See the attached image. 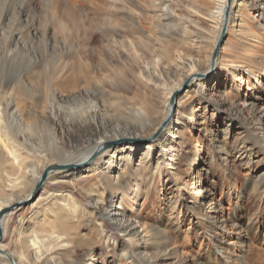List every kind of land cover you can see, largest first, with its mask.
Here are the masks:
<instances>
[{
  "label": "rangeland",
  "instance_id": "rangeland-1",
  "mask_svg": "<svg viewBox=\"0 0 264 264\" xmlns=\"http://www.w3.org/2000/svg\"><path fill=\"white\" fill-rule=\"evenodd\" d=\"M152 1L96 0L91 5L83 3L71 8L69 0H0V97L4 96L0 103V162L9 155V147L17 151L14 152L18 162L13 166L11 178L20 182L17 189L20 196L29 190L33 173L50 161L54 149L62 150L64 158L68 155L63 151L67 133L74 132L70 126L93 124L88 121L93 114L91 97L97 103L95 119L104 118L108 136L117 132L133 141L152 137L156 130L147 128L148 124L143 130L131 129L133 124L140 126L139 122L144 120L132 96H147L161 116L166 89L181 82L186 71L183 64L180 67L178 63L158 60L154 75L168 87L157 88L151 82L142 84L138 65L149 68L163 48L188 49L186 54L200 61L196 74L209 68L215 45L211 40L214 24L209 15L215 7L209 4L207 11L202 10L204 17L191 16L190 8L197 9L199 0H164L168 2L166 5L156 2V7ZM248 1L258 10L245 12L244 22L258 25L264 0ZM138 13L147 17L143 21L145 28L134 17ZM184 15L188 19L181 20ZM107 18L111 24L106 22ZM232 21L218 54L225 45L223 67L227 65L225 60L236 55L243 67L248 55L236 45L235 13ZM185 33L190 34L191 42L185 41ZM105 35L116 40L110 51L103 47ZM226 67L218 76L214 64L199 96L183 97L188 86L178 95L179 113L175 114L174 103L173 117L157 138L115 145L139 146L133 154H127L131 156L128 164L119 161L123 157L119 154L113 166L101 174L93 170L58 184L53 180L46 182V190L38 202L42 190L33 202L18 208L6 220L5 249L20 257L19 231L29 232L34 227L38 230L43 221H53L50 211L68 215L59 207V201L71 196L79 203L76 208L79 219H71L66 228L56 225L59 233H70L72 242L71 253L51 252L59 264H229L223 258L226 254L233 256L231 239L235 242L239 233L246 235L252 224H257L261 234L264 233V195L256 191L264 189V143L259 141L261 133H256L259 137L253 139L247 131L259 129L252 123V117L264 112V89L260 88L264 85V56L256 65L263 69L257 79L239 74L242 70L236 72ZM136 114H140V120ZM174 118L173 126L161 139ZM52 120L53 128H57L55 133L49 131L48 122ZM259 125L264 133V115ZM27 126L30 130H26ZM131 135L141 138L133 139ZM159 139L165 146L161 152ZM253 141H258L262 150L252 145ZM148 145L152 146L150 156L145 150ZM243 148L246 153L252 152V157H247L253 166L251 170L244 164L247 159ZM22 179L26 181L24 185ZM96 182L99 191L91 197L88 191ZM226 220L232 226L237 221L241 229V232L225 229V235H229L226 244L230 247L221 243L225 236L219 226ZM120 221L125 222L124 226L133 224L128 230L138 242L128 243L129 231L123 233L116 228ZM101 223L105 228L100 227ZM140 225L147 235L138 228ZM253 232L249 233L252 242L238 248L242 250L238 251L239 256L246 253L240 264H264V234L258 238ZM142 237L148 244L167 246L158 250L161 255L157 261L151 262L148 256L138 258ZM224 246L226 251L221 249Z\"/></svg>",
  "mask_w": 264,
  "mask_h": 264
},
{
  "label": "bare ground",
  "instance_id": "bare-ground-1",
  "mask_svg": "<svg viewBox=\"0 0 264 264\" xmlns=\"http://www.w3.org/2000/svg\"><path fill=\"white\" fill-rule=\"evenodd\" d=\"M94 1H96V0H69V4L71 5V8H75V6L81 5L83 3H88L91 5V3H93ZM199 1H200V4L197 7V9L190 8L191 12H189V14L191 16L192 15H199V16L202 15L204 17L202 10L207 11V6L209 4H211L212 6L215 7V11L210 12V15H209V18L211 19V21L214 24V29H213V33H212L213 38L211 39L212 45H214L215 42L217 41V38L219 36L220 30H221L222 25H223V17H224V11H225V6H226L227 0H199ZM156 2H158V5H161V6L166 5L168 3L167 1H164V0H153L151 2L152 6H155L157 4ZM262 4H264V3H262ZM69 10H70V8H69ZM250 10H254L256 12L258 10V8L256 5H249L248 0H231V3L229 5L228 18L226 20L225 33H227V34L230 33L231 26H232L231 24L233 22L232 21V15H233V13H235L237 15V22H236V25H234V26H236V28H235L236 29L235 30V36L237 38L236 39L237 40L236 45H237L238 49H241L243 51V53L248 55V61L246 60V63H242L244 65L242 67L241 63L237 62L238 56L236 55V56L229 57L232 60H229V61L225 60V62L227 64L226 66H229L232 71L237 72L238 71L237 69H239V70L243 71V72H239V74L242 73V74H245L247 76V78L251 77L253 79H257L256 76L259 74V72H263V69L256 68V65L259 63V59H261L264 56V9L261 12L262 18H261L260 23L258 25L252 24V23L249 24V23L244 22L243 16H244L245 12L250 11ZM71 13H73V12L71 11ZM135 16L137 17L136 19H137L138 24L141 27L145 26V24H143V21L146 20V18H147V17L145 18L146 15L144 16L143 14L138 13V14H135L134 17ZM180 18H181V20H183V19L185 20V19H188V16L184 15V16H180ZM104 20L106 21V19H104ZM110 20L111 19H108V21H106V22L108 23ZM111 22L112 21H110L109 23L111 24ZM131 25L133 26L132 22H131ZM104 27L106 28V26H104ZM143 28H145V27H143ZM125 30L127 31V29H125ZM184 37H185V41H188V40L190 41L191 36L189 33H185ZM115 43H116V40H115L114 36H112V35L103 36V44H104L103 47L107 51H110V49L116 45ZM224 46L222 47L220 53L218 54V57H217L216 63H215V65L217 67L215 74H218V76L221 75L222 68H224V69L227 68L226 66L223 67V63L221 61V59L225 56V55H223ZM187 50L188 49L181 48V47H179L178 49L175 48L174 51H172L170 48H163V51H161L159 53V55H157V59H156L157 62L154 60L149 68H144L143 66L138 65L137 61L135 62L139 68L138 79L141 82L143 81L142 84L147 85V82H151L157 88H159L161 86L168 87L165 85L166 82L165 83L159 82V80L154 75L156 70H158V69H156V67L159 66L158 62L160 60L163 62H166L167 64H174L175 65V63H178L179 64L178 66H180V67H181L180 64H183L184 66H182V68H184L186 71H184L185 78L183 80L181 79V82H178V83L175 82L174 86L166 89V91H165L166 94H164L166 96V98L164 101V108L162 110L161 116H159V114L161 112L159 113L158 108L155 107L153 104L149 103L150 100L148 99L147 96H136L137 94H134V96H136V97L132 96L131 100H133L135 106L138 105L136 107H138L137 109H139V111L141 112L140 114L144 117V120H141L139 122L140 126L136 127L134 124H133V126H131L132 130H138V129L143 130L148 124L149 127H147V128L153 129V127H154L153 132H155V130H157L159 128L160 124L167 118L168 114H170V111H171V109L169 108L170 96L175 92V90L180 88V86L184 83L185 80H187L193 74H196L195 72H199L198 64L200 61L197 62L194 60L193 57L190 58V56H188V54H186V53H188ZM229 58H226V59H229ZM206 71L203 74H205ZM144 72H146V73H144ZM232 76L235 77L234 75H232ZM206 81H207L206 78H202L199 80L192 78L189 81L187 89L184 91L183 97L187 94L199 96L200 95L199 90H200V88H203L205 86ZM260 88L264 89V85H263V87H260ZM18 93L20 94V91H18ZM11 94L13 95V92ZM19 94H14V95L18 96ZM1 96L2 97H0V103H1L2 98L4 97L3 95H1ZM179 96L177 97L178 99L177 98L175 99V104H177V107L175 108L176 109V113H175L176 115L179 113V99H180ZM3 101H4V99H3ZM131 103H132V101H131ZM91 104H92L91 110H93V114L91 113L89 115L90 117H89L88 121L93 122V124L92 125L89 124L88 127H82L80 124H79L80 126L79 125L70 126L71 130H73L74 132H73V134L67 133V135H66L67 141H66L65 146H64L66 151H63V152H66L68 155L64 158L63 154H62V150L58 151L57 149H54V151L52 153L53 156L50 159V161L47 163V161H48L47 160L46 164H43V167L41 168V170L39 172L33 173V177L30 180L31 183H30L29 190L25 193L24 196H20V193L19 194L17 193V189L20 187L19 186L20 182H18V181L16 182L15 179L11 178V176L14 175L12 173L13 172V166L18 162V160H17V154L14 152L16 150L12 151V150H10V149H12V146L9 147V151H8L9 155H6L5 161L0 162V211H2L5 208L10 207L14 203H20V202L28 199V197H30V195H31V192H32L35 184L40 179L43 172L47 168H49L53 165H61V166H64V168L62 167V168H60V170H56V171H52V172L47 173L46 181L44 182V184L42 186L43 188H41L42 191H41V194L39 195V197L37 199V202L43 196V194L46 190L45 184L49 180H53V181H55V184L56 183L58 184L60 182H65L68 179L82 176V175L89 173L93 170H95L97 172V174H101V173L107 171L109 169V167L113 166V163L115 160H117V156L119 154L123 155V157L120 158L119 161L123 160L124 162H126V164H128L127 162L131 158L130 155L133 154L135 152V150H137V148L139 147L138 145L114 146L112 148L101 151L99 156L94 161H92L90 163H86L89 156L93 152L100 149L104 143L114 141L117 139H124L125 135H126V134L124 135V134H120V133L116 132V133H113L112 135L108 136L106 134L107 133L106 132L107 131L106 123L107 122L105 123L104 118H99V119L96 118L95 119L94 111L97 109V103L95 102V99L92 97H91ZM263 107H264V104H263ZM140 114H138V115L136 114V116L139 118V120H140V117H139ZM172 114H174V111ZM0 115H2V114H0ZM263 115H264V112L261 114L254 113V115L252 117V123H256L257 126L259 127V129H257V130H251L250 128L247 129V131H249V133H251L250 136H252L253 139H256L259 137V136H256L257 135L256 133L259 132L262 134L261 140H259L260 144L264 143V141L262 140V139H264V133L260 130L261 128L259 125V124H261V117ZM172 117H173V115H172ZM175 118H176V116H175ZM175 118L171 121L172 124H170V123L168 124L167 130L165 131V133L163 134L161 139H163L165 137V134L173 126V123L176 121ZM35 122H37V121H35ZM35 122H34V124H35ZM48 123H49L50 129H51L49 131L50 132L52 131L55 133L57 128L56 129L53 128V126H55V125H53L54 121L48 122ZM0 124H1V116H0ZM59 124H60V122L57 123L58 126H60ZM155 126H156V128H155ZM36 128H32V131H33V129H36ZM101 129L104 132V134H100V132H102V131H100ZM26 130H30V126H27ZM262 130H264V129H262ZM131 137L133 139L141 138V136H138V135H131ZM161 139H159L157 141V143L159 142L161 145L160 152L164 151V147H165V146H163ZM49 140L52 141V138L51 139L49 138ZM252 143H253L252 145H255L257 147H259V145H260L258 141H253ZM10 144L12 145V143H10ZM49 145L52 146V143L50 142ZM54 148H56V147H54ZM145 148H146L145 150H146L147 156H150V151H151L152 146L148 145ZM67 149H69V151ZM243 149H244L243 154L246 157L245 159H247V157H249V158L252 157V152L246 153V148H243ZM259 149H261V148L259 147ZM124 150H125V152H123ZM129 152H131L130 155H127ZM244 164H245L247 169L251 170L253 167V166H251V161L248 159L244 162ZM247 165H249V166H247ZM68 167H72V168L67 169ZM22 182H23L22 184L24 185V183L26 181L24 179H22ZM22 184H21V187H22ZM98 189H99V183L96 182L93 184V187H91L89 189L88 194H90L91 197L96 196V194L99 191ZM256 191L261 196L264 195V189H262L261 192H259L258 190H256ZM227 196L230 197L231 193H228ZM59 202H60L59 207L61 208V210L65 211L69 214L66 216H62V214H61L59 216V214H56L55 212L50 211L54 215L53 221H50V222L49 221L48 222L43 221L42 222L43 224L42 223L40 224L38 230H37V227H34V228H30L29 232H23V231L20 232L19 231V239L17 240V242H18V246L20 248V252H19L20 257H17V258L14 255H11L5 249V247L3 245L5 222L17 209L10 211L9 213H7L4 216V218L1 221L2 238L0 240V264H59V262H56L57 256L56 255L52 256L51 252L53 250L60 251V252L61 251H68L69 253H71V250L69 251V247L72 244L71 239H70L71 238L70 233H68L67 231L59 233L57 230V228H58L57 226L60 225V228H62V226H63V228H66L65 226H67V223L71 219H75V220L79 219V212L76 209L79 207V203L77 201H75L74 199H72L71 196H69L68 199L67 198L62 199ZM99 203H100V201H99ZM88 205H90V204H88ZM53 210H55V209H53ZM238 211L242 212V210L239 208H238ZM98 220H100V219H98ZM127 222L128 221H126V223ZM230 222L231 221H229V220L223 221V222H221L222 224H220V226H219L220 230L222 232H224V234H222V235L225 236L224 240H222L221 243H222V245H227L228 247H230V246L228 244H226V242L228 239L227 237L229 235L228 236L225 235V231H226L225 229L229 228L230 231H233V230L238 231V229H240V226H239L237 221H236V225H234V226H232L230 224ZM124 223H121V221H120L116 225V228L120 229L123 233L129 231L127 234V236L129 237V238H127L128 239L127 241L130 245H133V243L138 242L135 239L136 237H134L135 236L134 233L130 234L131 231L128 230L129 228L132 227L133 224L124 226L123 225ZM45 227H47V228H45ZM100 227L105 228L104 225H102V223H101ZM138 228L143 230L142 233H144V235H147L146 229H144L143 225H140ZM254 229L256 231H258L257 234H256V231ZM252 230H254V232ZM104 231L101 230V233H103ZM240 232H241V229H240ZM252 232L254 233V236L256 235V237H258V238L259 237L261 238V236H263V234H264V233L261 234L262 230L259 228V226L257 224L250 225V227H248L246 235L245 234L241 235L239 233L238 236H236L237 238H235V240H236L235 242L233 239H231L233 241V246H234V247L233 246L231 247V248H233L232 249L233 256H231V254H228V255L226 254L223 259L226 260L229 264H240L242 261H245L246 253H242V255L239 256L238 251L241 252L242 250H238V248H240V247L242 248L243 244H245L247 242H249V243L252 242V239L249 237V233H252ZM104 235L106 236L107 234H104ZM46 242H48L47 245H46ZM166 247L167 246H165V243L160 244V245L148 244L146 238L142 237L141 245L137 249V251L139 252L137 254V256L139 259L148 256L151 262H155L160 258V255H161V252H159L158 250L165 249ZM221 249L226 251L225 246ZM173 251H174V256H177V254H178L177 251H176V253H175V249H173ZM47 253L49 254L48 255L49 257L46 256V257L42 258L43 255L47 254ZM53 261H55V262H53Z\"/></svg>",
  "mask_w": 264,
  "mask_h": 264
},
{
  "label": "water",
  "instance_id": "water-1",
  "mask_svg": "<svg viewBox=\"0 0 264 264\" xmlns=\"http://www.w3.org/2000/svg\"><path fill=\"white\" fill-rule=\"evenodd\" d=\"M231 3V0H227L226 2V6H225V11H224V17H223V25H222V28L220 30V33H219V36L217 38V41L214 45V48H213V51H212V54L210 56V61H209V68L207 70V72L205 74H201V73H197V74H193L192 76H190L187 80H185V82L180 86L179 89L175 90V92L170 96V99H169V108L171 109L170 111V114L167 116V118L160 124L159 128L156 130V132L152 135L151 138L147 139V140H137V141H133V140H127V139H117L115 141H110V142H107V143H104L100 149H98L97 151L93 152L89 158L87 159V162L86 163H90L92 161H94L98 156L99 154L101 153V151L103 150H106V149H109L115 145H119L121 143H126V142H138V143H145V142H150L152 140H154L155 138H157L163 131V129L165 128V126L167 125V123L169 122L171 116H172V113H173V110H174V103H175V99L178 95H180L185 89L186 87L188 86L189 84V81L193 78V79H198V78H207L209 77L213 70H214V64H215V60L217 58V55H218V52H219V49L224 41V38H225V29H226V20L228 18V12H229V5ZM64 168V166H61V165H53L49 168H47L42 176L40 177V179L37 181V183L35 184L32 192H31V195L28 199H26L25 201H22L20 203H14L13 205H11L10 207L8 208H5L3 209L2 211H0V240L2 238V230H1V221L2 219L4 218V216L9 213L10 211H13L15 209H18L20 207H24L26 206L27 204H30L31 202H33L39 195L40 191H41V188L44 184V182L46 181V177H47V173L48 172H52V171H56V170H60V168ZM72 167H68L67 169H71Z\"/></svg>",
  "mask_w": 264,
  "mask_h": 264
}]
</instances>
